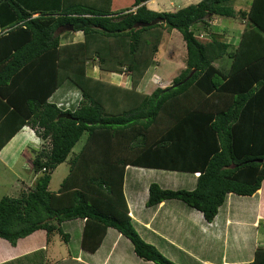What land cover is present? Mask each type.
I'll list each match as a JSON object with an SVG mask.
<instances>
[{
    "label": "trees",
    "instance_id": "16d2710c",
    "mask_svg": "<svg viewBox=\"0 0 264 264\" xmlns=\"http://www.w3.org/2000/svg\"><path fill=\"white\" fill-rule=\"evenodd\" d=\"M148 1L55 0L58 10L41 11L45 4L37 0H0V152L26 126L44 142L32 162L34 187L0 200V238L11 245L39 230L68 242L63 223L82 219V249L89 253L114 228L141 259L177 264L136 230L124 194L127 166L199 173L192 191L151 184L147 206L179 200L208 222L229 194L261 189L264 0L238 11L237 0H201L174 12L151 10ZM215 17L246 23L237 45L216 32L197 35V26L208 31ZM157 18L165 23L136 27ZM64 25L84 40L62 44L57 31ZM173 30L186 44V66L171 86L145 94L138 87L158 59L164 33ZM225 56L232 61L228 71L217 65ZM91 62L102 72L129 75L131 88L90 75ZM67 82L82 94L72 110L50 101ZM84 135L69 175L52 192L53 173ZM251 264H264V246Z\"/></svg>",
    "mask_w": 264,
    "mask_h": 264
},
{
    "label": "crops",
    "instance_id": "0c3cea01",
    "mask_svg": "<svg viewBox=\"0 0 264 264\" xmlns=\"http://www.w3.org/2000/svg\"><path fill=\"white\" fill-rule=\"evenodd\" d=\"M146 5L151 10L165 12L160 9L158 0H149ZM73 33L78 36L72 37ZM60 36L62 44L84 40L83 32L70 31ZM237 43L233 42L236 45ZM183 69L184 67L180 71ZM148 72L138 87V90L145 94H151L158 87L171 86L176 78L170 75L164 81L162 76L154 73L158 79L154 82L159 83L160 80L163 84L156 85L148 79ZM88 73L115 85L131 88L129 75L102 72L94 62L89 64ZM149 85L154 89L147 91ZM62 87L56 91L50 101L63 104L64 110L76 108L82 98L81 91L77 89L78 91L73 92L72 87H67L60 96H57ZM54 96L57 101H54ZM74 101L77 105L72 107ZM65 103L69 105L66 106ZM27 139L31 141L28 148L34 147L38 151L42 148V141L30 127L26 126L1 150L2 154L8 150V154L15 158L23 155L27 147ZM71 155L72 152L70 157ZM71 162L72 157L70 168ZM178 173L185 175L182 178ZM187 176H193V179ZM199 176V173L127 166L124 194L136 230L147 243L156 246L163 255L177 264H251L257 249L264 246V236L261 234V230L264 229V181L261 189L253 196L229 194L212 222L206 221L201 212L179 200H167L154 207L147 206L151 184L156 183L163 189L175 186L173 190H182L177 186L185 181L190 185L187 189L192 191L197 186ZM36 179L37 176L33 173L27 181L28 184L23 181L20 193L34 187ZM193 186L195 188L190 189ZM62 226L63 229L69 227L72 230V233L67 232L71 236L68 242L59 234H57L58 239L56 235L49 237L45 230L36 231L27 238L19 240L16 246L4 240L7 245L0 248V264H16L23 261V264H155L138 257L132 242L114 228L108 229L100 248L95 253H89L82 249L85 220L76 219L65 222ZM55 240H61L66 244L67 251H58Z\"/></svg>",
    "mask_w": 264,
    "mask_h": 264
},
{
    "label": "rangeland",
    "instance_id": "374dc122",
    "mask_svg": "<svg viewBox=\"0 0 264 264\" xmlns=\"http://www.w3.org/2000/svg\"><path fill=\"white\" fill-rule=\"evenodd\" d=\"M40 5L45 4V6L41 7V11H52V10H58V4L55 5V0H37ZM58 1V0H56ZM200 0H158V3H160V9L164 10L165 12H174L177 9L184 8L186 6H189L191 4H197ZM249 0H237L234 1L233 6L234 8L238 10H246L248 8ZM172 3V4H171ZM240 19V18H239ZM211 26L207 29L208 31H205L206 28H204V25L197 26V35L204 38H209L208 34L209 32H216L221 35H224V38L226 41L231 43H237L238 40L241 37V34L246 26V23L243 22L241 19H234L229 17H215L211 21ZM66 29L61 30L58 32V35L66 34ZM78 35L72 34V37H77ZM238 44V43H237ZM236 45V44H235ZM187 58V50H186V44L183 40V37L180 32L177 30H173L171 33L166 32L165 33V41L163 43V46L161 47L160 53L158 55V59L156 60L154 66L149 69L148 72V79L151 81L158 80L157 77L154 75V73H157L159 76H162L164 79L168 76H174L178 77L182 71H180L183 67L185 68V59ZM160 62L158 65L157 63ZM231 59L229 56H225L221 60L217 62V65L223 69L224 71H228L231 66ZM93 68L91 69V71ZM179 74V75H178ZM166 81V79L164 80ZM174 81V80H173ZM148 83V82H147ZM152 83V82H151ZM156 85H163L162 83L154 82ZM150 86V85H149ZM67 87H72V91H78L74 86L67 82V84L62 87V89L59 91L57 96H60L62 92L66 90ZM154 89L152 86L150 88H147V91H151ZM55 97V96H54ZM54 101H57V98H54ZM56 103V102H55ZM58 104V103H56ZM66 106L69 104L65 103ZM77 103L74 101L72 103V107L76 106ZM59 106V104H58ZM33 130V129H32ZM34 131V130H33ZM35 133V131H34ZM36 134V133H35ZM37 136V135H36ZM21 137V136H19ZM38 137V136H37ZM39 138V137H38ZM87 136L84 135L82 139L78 142V144L75 146V148L72 151L71 157L74 158L76 154H78L83 147ZM40 139V138H39ZM27 143L25 147V153L23 155H19L18 157H14L11 154H8V150L0 153V199L3 197H17L19 196L20 190L23 186V181L28 184L27 181L33 176V172L31 169L32 162L34 159V156L38 149L34 147L28 148L30 144V140L27 139ZM44 145V142L42 141V146ZM31 146V145H30ZM20 147V146H19ZM11 149V148H10ZM18 149H16L17 152ZM69 156L68 160L60 165L56 171L53 173L52 180L50 183V190L53 192H57L59 188L61 187V183L64 180V178L69 174L70 170V159ZM6 159V160H5ZM179 175H182L183 173H178ZM189 179H193V176H187ZM185 179V178H184ZM182 182V181H181ZM190 185H188L185 181L182 182V185L179 184L177 187H181L180 189H187ZM173 190L176 188L175 186L167 187L165 189ZM193 186L190 189H194ZM188 190V189H187ZM67 226V225H66ZM72 226V225H71ZM67 232H71L72 230L69 227L64 228ZM262 236H264V229L261 230ZM56 235V238L58 239V235ZM55 246L58 249V251H67L66 244H64L61 240H55ZM6 242L2 239H0V248L3 246H6ZM23 262H17L16 264H23Z\"/></svg>",
    "mask_w": 264,
    "mask_h": 264
},
{
    "label": "water",
    "instance_id": "95a60500",
    "mask_svg": "<svg viewBox=\"0 0 264 264\" xmlns=\"http://www.w3.org/2000/svg\"><path fill=\"white\" fill-rule=\"evenodd\" d=\"M159 23H165V19L164 18H157L155 20H153L150 23H143L140 22L136 25L137 28H142V27H151V26H155ZM66 29L67 31H74V26L71 25H64L62 28L58 29L57 33L60 32L61 30ZM195 73V71H193V73L189 76V78Z\"/></svg>",
    "mask_w": 264,
    "mask_h": 264
},
{
    "label": "clouds",
    "instance_id": "9594fccd",
    "mask_svg": "<svg viewBox=\"0 0 264 264\" xmlns=\"http://www.w3.org/2000/svg\"><path fill=\"white\" fill-rule=\"evenodd\" d=\"M59 108H62V106L61 105H59ZM70 108H67L66 110H69Z\"/></svg>",
    "mask_w": 264,
    "mask_h": 264
}]
</instances>
